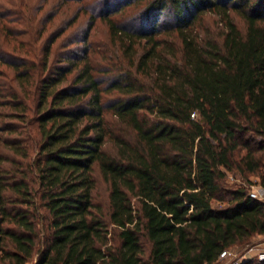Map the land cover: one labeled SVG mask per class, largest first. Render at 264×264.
Listing matches in <instances>:
<instances>
[{
    "label": "trees",
    "instance_id": "trees-1",
    "mask_svg": "<svg viewBox=\"0 0 264 264\" xmlns=\"http://www.w3.org/2000/svg\"><path fill=\"white\" fill-rule=\"evenodd\" d=\"M50 4L19 0L16 34L0 11V264H213L264 235V200L226 182L264 188V0Z\"/></svg>",
    "mask_w": 264,
    "mask_h": 264
},
{
    "label": "rangeland",
    "instance_id": "rangeland-1",
    "mask_svg": "<svg viewBox=\"0 0 264 264\" xmlns=\"http://www.w3.org/2000/svg\"><path fill=\"white\" fill-rule=\"evenodd\" d=\"M18 1L19 0H0V11L3 13H10V16H8V18H5L6 20L12 21L13 19H18V17H16L13 14V10L15 9L14 5H16ZM54 1H58V0H54ZM50 3H51V0H49V2L48 0H25L24 10H21L20 8L18 9L21 11V13L23 11V13L27 14V16H31L32 18L36 17V21H39L41 19L45 20L49 10L51 9ZM76 7H77V4H75V2H71V3L67 2V4L63 7L64 9L63 15L65 16L64 19L69 18L74 13V10L76 9ZM230 17L233 20V22L237 25V27L243 31L245 28L244 21L240 17L235 15L234 13H231ZM60 19H56L54 23L56 24L57 22H59ZM218 19L219 17L217 16L207 14L203 19V27L205 28V30L210 33H219L222 30V25ZM7 26H8V29H10L9 30L10 33H13V34H16L17 32L19 33L18 29L20 28H18V25L15 24L13 21L8 22ZM78 27H79V24H75L71 28L72 30H75ZM92 33L93 35H95L96 38L94 39L93 37L91 41H93L94 43L98 40L99 43L97 47L101 49L102 51L103 48L102 46H100V43H103L107 39V29L105 25L103 23H98ZM49 34H50V30H48V23H47L46 28L41 36L42 38L41 41L43 42L47 40ZM19 38L22 39V38H25V36H20ZM57 42H59V40ZM99 63H102V62H99ZM1 69H4L3 66H0V70ZM95 178H96V189L94 191L95 201L104 204L107 198V185L103 182V180L98 174H95ZM226 182L228 185H231V186L244 185V186L249 187L251 184H254L256 186L260 185L259 177L257 176H249L248 178H245V177H241L239 174H233V173H228ZM223 205L225 204L223 203L220 204L216 201H213V206L215 207H222ZM258 242L260 241L255 236L250 240L249 243H246L242 246H234V248L237 249L238 251L239 250L245 251L251 248L255 243H258ZM32 263L33 261H31L28 264H32Z\"/></svg>",
    "mask_w": 264,
    "mask_h": 264
},
{
    "label": "built area",
    "instance_id": "built-area-1",
    "mask_svg": "<svg viewBox=\"0 0 264 264\" xmlns=\"http://www.w3.org/2000/svg\"><path fill=\"white\" fill-rule=\"evenodd\" d=\"M194 116L195 114L192 115V117ZM248 188L250 197L264 200V188H262L260 185L256 186L254 184H251ZM256 237L259 241H264V235H257ZM252 250H257V252L255 255H251V257L245 261L255 257L258 261L264 262V248H260L258 242L245 251H238L234 247L226 248L220 252L218 258L213 264H242L244 262L246 253Z\"/></svg>",
    "mask_w": 264,
    "mask_h": 264
},
{
    "label": "crops",
    "instance_id": "crops-1",
    "mask_svg": "<svg viewBox=\"0 0 264 264\" xmlns=\"http://www.w3.org/2000/svg\"><path fill=\"white\" fill-rule=\"evenodd\" d=\"M259 247L260 248H264V241H260L259 242ZM257 252V250H252V251H250V252H247L246 253V256H245V258H244V261L246 260V259H248V258H250L251 257V255H255V253Z\"/></svg>",
    "mask_w": 264,
    "mask_h": 264
}]
</instances>
